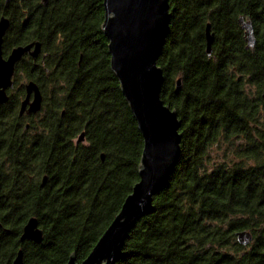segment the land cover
<instances>
[{"label":"trees","instance_id":"trees-1","mask_svg":"<svg viewBox=\"0 0 264 264\" xmlns=\"http://www.w3.org/2000/svg\"><path fill=\"white\" fill-rule=\"evenodd\" d=\"M37 1L0 0V16L12 17L6 48L37 39L47 54L46 68L27 59L20 70L58 77L34 133H19L16 106L10 120L0 115V264L21 247L25 264H66L73 251L82 261L140 178L144 139L110 66L102 0ZM20 3L36 8L26 23ZM170 10L158 63L162 98L182 119L181 155L116 264H264V0H170ZM242 16L254 23V45ZM83 130L87 142H77ZM32 215L40 243L20 240ZM240 229L252 231L249 244Z\"/></svg>","mask_w":264,"mask_h":264},{"label":"water","instance_id":"water-1","mask_svg":"<svg viewBox=\"0 0 264 264\" xmlns=\"http://www.w3.org/2000/svg\"><path fill=\"white\" fill-rule=\"evenodd\" d=\"M102 3L104 19L101 27L108 38L110 66L119 79L121 90L144 139L140 178L89 254L82 261H78L77 254L73 251L66 264H116L124 254L130 231L142 216L155 209L154 195L167 183L182 150V119L177 109L172 108L162 98L165 75L158 63L171 28L173 10H170V0H102ZM239 22L245 30L248 45H254L256 34L253 21L242 16ZM9 25L10 18L1 15L0 102L8 99L6 88L13 84L12 75L16 61L25 52L37 56L42 50V42L33 40L13 47L8 57H4L3 41ZM205 35L206 51L211 55L216 37L211 21L206 24ZM176 84L177 88L182 87V77L177 78ZM26 88L27 94L21 102L20 112L23 113L26 109L29 112L38 111L43 101L39 85L30 80ZM32 91L33 99L30 98ZM262 96L264 98V91ZM85 135V130L81 131L77 142L85 140ZM101 157L105 159V152H101ZM47 181L48 174H45L42 184ZM236 233L242 244H249L254 239L250 229H240ZM26 239L38 243L44 239V229L36 215L30 216L23 227L20 240ZM12 264H25L22 247Z\"/></svg>","mask_w":264,"mask_h":264},{"label":"flooded vegetation","instance_id":"flooded-vegetation-1","mask_svg":"<svg viewBox=\"0 0 264 264\" xmlns=\"http://www.w3.org/2000/svg\"><path fill=\"white\" fill-rule=\"evenodd\" d=\"M4 1H5V5L6 6L11 3V0H9V1L4 0ZM49 2H50V0H47L46 2H45V0H38L37 1V5H39V6L41 4L49 5ZM95 3L96 2H94V4L92 5V6H94V9L97 8V4H95ZM20 6H21V3H20ZM92 6H91V9L93 8ZM20 10H22V14H23L22 17H21L22 21H23L22 23H26V21L30 17L29 16V12L32 13L34 10H36V8L32 9V8H28V7H25V6H21ZM37 10H38V8H37ZM95 10H97V9H95ZM3 14L10 18V25H9V27H8L5 35H4V41H3V56L4 57H8V55L10 54V52H11L13 47H15L17 45H20V44H26L27 42L13 45L11 48H6L5 42H6V38L8 37V34L10 32V28L12 26V17H11L10 14H7L6 12H3L2 15ZM82 57H83V54H81V57L79 59V63L81 62ZM46 58H47V54H45L44 51H43V43H42V50L37 56H33L30 52H25L16 61L15 70H14L13 75H12L13 84L9 85L6 88V92L8 94V99L6 101L0 102V115L4 114V116H5L4 120H10V114L8 113V110L11 107L14 108L16 106L15 107V117L17 119V124H18L17 125V129H18L19 133H21L22 135H24V134L27 135V133H34L35 132V130H36V128H35L36 122H39V120L47 112V107H48L47 99H48V97L46 95L47 94L46 90L49 87H50V89L51 88H53V89H57L58 88V77L55 76V77H53L52 80H50L51 71L48 70V69H46L44 71V73L36 71L34 73V76H31L26 71L20 70V65L25 60L31 59V60H33V62L35 64H37V66H38L39 63H41V66L43 68H46V64L44 63ZM30 80H33V81L37 82V84L39 85V87H40V89L42 91V94H43L42 107L38 111L29 112L26 109L23 113H21L20 112L21 102L26 97V94H27L26 84ZM33 97H34V91H32V93L30 95L31 99H33ZM1 117H0V119H1ZM85 140H86V135H85ZM85 140H83L82 142H84Z\"/></svg>","mask_w":264,"mask_h":264},{"label":"rangeland","instance_id":"rangeland-1","mask_svg":"<svg viewBox=\"0 0 264 264\" xmlns=\"http://www.w3.org/2000/svg\"><path fill=\"white\" fill-rule=\"evenodd\" d=\"M77 135L74 137L75 139L77 138ZM84 142H87V140H85ZM214 154H215V157H217V156L221 157L222 156V150H219L218 148H215Z\"/></svg>","mask_w":264,"mask_h":264}]
</instances>
